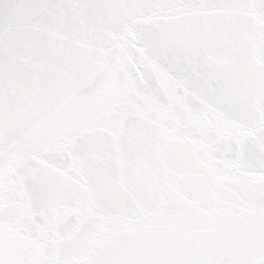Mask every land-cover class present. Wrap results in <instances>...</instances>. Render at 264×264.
Returning <instances> with one entry per match:
<instances>
[{"label":"snow or ice","instance_id":"6c2138e0","mask_svg":"<svg viewBox=\"0 0 264 264\" xmlns=\"http://www.w3.org/2000/svg\"><path fill=\"white\" fill-rule=\"evenodd\" d=\"M0 264H264V0H0Z\"/></svg>","mask_w":264,"mask_h":264}]
</instances>
